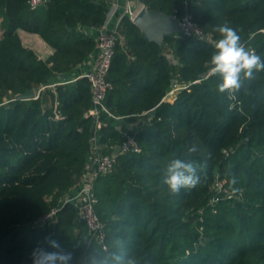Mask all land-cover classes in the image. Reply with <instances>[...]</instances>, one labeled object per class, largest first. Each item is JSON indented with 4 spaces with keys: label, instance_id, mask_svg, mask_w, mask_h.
Returning a JSON list of instances; mask_svg holds the SVG:
<instances>
[{
    "label": "trees",
    "instance_id": "16d2710c",
    "mask_svg": "<svg viewBox=\"0 0 264 264\" xmlns=\"http://www.w3.org/2000/svg\"><path fill=\"white\" fill-rule=\"evenodd\" d=\"M42 1L34 9L31 0H0V264H32L36 248L71 253L69 264H115L114 255L125 264H264V70L220 92L223 77L210 62L223 24L264 60V0H141L151 11L190 15L212 41L180 33L159 46L122 16L106 106L121 119L145 117L137 131L114 120L97 130L88 116L91 84L74 78L98 53L97 38L82 28L102 29L112 0ZM18 30L39 35L55 53L38 59ZM179 84L175 101H164ZM31 88L45 89L38 99L16 100ZM124 131L140 153H115ZM95 138L100 152L117 154L114 170L94 185L107 252L75 220L76 205L62 202L89 166ZM172 159L199 166L200 183L176 196L163 183ZM218 178L235 198L221 199L216 213ZM60 206L55 223L37 224Z\"/></svg>",
    "mask_w": 264,
    "mask_h": 264
},
{
    "label": "built area",
    "instance_id": "2783aa9c",
    "mask_svg": "<svg viewBox=\"0 0 264 264\" xmlns=\"http://www.w3.org/2000/svg\"><path fill=\"white\" fill-rule=\"evenodd\" d=\"M42 3V0H31V6L34 9L42 5ZM144 7L145 5L141 2V0H126L123 14L120 15L119 19H117L115 27L113 29H107L108 23L116 11L114 6L110 9L105 26L103 27V31L97 38L98 58L96 63L91 71L80 77L87 78L91 84L93 107L89 110L88 116H92L96 119L97 130L101 129L103 126H107L109 120H121V118L112 114V112L106 106L107 95L113 88L112 84L108 80V73L114 59L116 43L119 39L117 35V27L119 26L124 14L129 15L133 21ZM172 17L179 21V24L183 30L182 33L200 37L204 36L210 41L213 40L211 34L205 35L200 27L194 24L190 15H186L182 19H178L176 16ZM248 51L255 52V50L252 48ZM43 89L45 88H41L37 91L35 99L39 98L40 92ZM105 117H107V120L104 119ZM118 128L121 127L118 126ZM117 147H119L118 153L121 154L141 152V148L138 145L135 135L131 134L129 131L123 132V141ZM117 154L106 155L100 152V146L97 143V139L95 138L92 148L93 156L89 164L91 168L92 166L94 168L93 170L91 169V173L87 176L79 191L74 196L69 197L63 203V205L66 203H74L76 205L78 219L86 224V226L89 228L92 240L95 241L105 252H107L109 249L106 242V227L105 224L100 220L96 211L98 198L95 195L94 185L98 176H105L114 170ZM213 191L214 195L210 200V205L214 208V212L216 213L217 210L215 207L221 199L232 200L235 198L234 193L231 192L227 187V181L225 179L220 180L218 178L215 185L213 186ZM61 209L62 206L52 209L49 213L40 218L37 224L45 226L55 223L58 218V213L61 211Z\"/></svg>",
    "mask_w": 264,
    "mask_h": 264
},
{
    "label": "clouds",
    "instance_id": "9594fccd",
    "mask_svg": "<svg viewBox=\"0 0 264 264\" xmlns=\"http://www.w3.org/2000/svg\"><path fill=\"white\" fill-rule=\"evenodd\" d=\"M222 36L215 45L216 52L211 56L212 72L220 74L223 82L218 86L220 92H234L239 90L244 78H251L253 71L264 70V60L255 52H250L240 43V36L237 31L227 24L220 25L216 29ZM196 149L192 147L190 152ZM198 165L194 162H187L182 159H172L166 168V178L163 183L168 186L169 194L179 195L181 189H192L200 183ZM51 247L59 248L55 241H51ZM71 253L48 251L43 248H36L32 253V264H69ZM115 264H125L121 257L113 256ZM93 264H97L93 261ZM98 264H109L108 260L99 261ZM126 264H134L128 260Z\"/></svg>",
    "mask_w": 264,
    "mask_h": 264
},
{
    "label": "crops",
    "instance_id": "0c3cea01",
    "mask_svg": "<svg viewBox=\"0 0 264 264\" xmlns=\"http://www.w3.org/2000/svg\"><path fill=\"white\" fill-rule=\"evenodd\" d=\"M126 0H112V6L116 8L115 13L113 14L112 18L110 19L107 29H113L116 25L117 19H119L121 13H123V9L125 6ZM82 30L91 36H94L95 38H98L99 34L103 31L102 29H92V28H82ZM19 36L24 44V46L28 49H31L34 51V53L37 55L38 59L40 60H47L49 57H51L55 50L46 43L39 35L29 33L24 30H18ZM98 58V53H94L91 55L86 62L81 64L76 70H75V76L74 78H80L87 72L91 71L96 63V60ZM184 88L182 85H175L172 87V89L169 91L167 96L164 98V101L173 102L175 101L176 95ZM51 104L50 100L46 102V105L49 106ZM145 117L138 118L136 120H130L123 118L119 120V122L125 126H127L128 129L137 131L145 124ZM90 164V163H89ZM91 173V167L88 166L86 171L82 174L81 178L77 182V184L64 196L62 199V202H65L69 197L74 196L79 189L81 188L82 184L86 180L87 176Z\"/></svg>",
    "mask_w": 264,
    "mask_h": 264
},
{
    "label": "water",
    "instance_id": "95a60500",
    "mask_svg": "<svg viewBox=\"0 0 264 264\" xmlns=\"http://www.w3.org/2000/svg\"><path fill=\"white\" fill-rule=\"evenodd\" d=\"M140 30L142 31L144 38L149 42H155L159 46L164 44V40L168 36H173L183 32L179 21L172 16L165 15L161 12L151 11L144 7L133 20ZM209 76V73L206 72L200 75L201 79H205ZM69 79L68 75L62 77V80ZM177 80H173L172 84H176ZM36 90L34 88L29 89L23 94L16 96V100L21 101H30L35 99ZM152 115L155 114L153 110ZM119 147H116L115 153H118ZM92 166V170H93ZM76 221L78 218L75 219Z\"/></svg>",
    "mask_w": 264,
    "mask_h": 264
},
{
    "label": "rangeland",
    "instance_id": "374dc122",
    "mask_svg": "<svg viewBox=\"0 0 264 264\" xmlns=\"http://www.w3.org/2000/svg\"><path fill=\"white\" fill-rule=\"evenodd\" d=\"M38 91V90H37ZM37 91H36V93H37Z\"/></svg>",
    "mask_w": 264,
    "mask_h": 264
}]
</instances>
